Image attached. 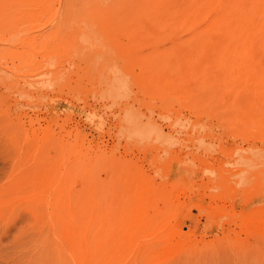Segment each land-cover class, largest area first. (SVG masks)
<instances>
[{
    "label": "rangeland",
    "instance_id": "obj_1",
    "mask_svg": "<svg viewBox=\"0 0 264 264\" xmlns=\"http://www.w3.org/2000/svg\"><path fill=\"white\" fill-rule=\"evenodd\" d=\"M0 178L69 264H264V0H0Z\"/></svg>",
    "mask_w": 264,
    "mask_h": 264
},
{
    "label": "bare ground",
    "instance_id": "obj_2",
    "mask_svg": "<svg viewBox=\"0 0 264 264\" xmlns=\"http://www.w3.org/2000/svg\"><path fill=\"white\" fill-rule=\"evenodd\" d=\"M44 187H47L46 190ZM49 188L53 191H49ZM60 188L45 179H39L36 184L27 178L0 180V264L68 263L70 259L68 260L67 252L70 251L71 244L63 243L65 241L62 231L65 222L61 211L63 194ZM74 220L72 221L75 224ZM76 225L78 224H75V227ZM87 226L89 224L84 227L87 229L86 233H83L86 234L84 237L91 236V225L88 228ZM72 227L73 225L71 229ZM74 230L75 234L82 233V230L84 232L82 226ZM79 246L71 252L76 260L93 264L91 240L87 243L86 256L82 245ZM188 259L190 260H182L188 263Z\"/></svg>",
    "mask_w": 264,
    "mask_h": 264
}]
</instances>
